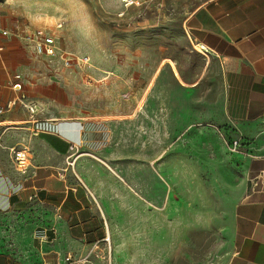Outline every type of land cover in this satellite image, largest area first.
Masks as SVG:
<instances>
[{"label":"rangeland","instance_id":"rangeland-1","mask_svg":"<svg viewBox=\"0 0 264 264\" xmlns=\"http://www.w3.org/2000/svg\"><path fill=\"white\" fill-rule=\"evenodd\" d=\"M132 1L0 3L6 16L26 28L35 24L56 36L64 52L89 58L88 65L72 68L47 62L54 90L67 94L69 106L56 117L106 118L116 155L144 159L147 152L149 158L146 168L126 161L113 174L120 180L148 178L155 193L164 179L163 197L145 202L142 216L132 211L111 218V238L91 254L92 264H227L236 251L230 216L247 184L233 140L215 120L224 96L220 67L195 49L184 27L206 0ZM162 144L158 175L153 148Z\"/></svg>","mask_w":264,"mask_h":264},{"label":"crops","instance_id":"crops-1","mask_svg":"<svg viewBox=\"0 0 264 264\" xmlns=\"http://www.w3.org/2000/svg\"><path fill=\"white\" fill-rule=\"evenodd\" d=\"M23 24L6 16L0 3V264H59L105 249L111 218L132 211L142 216L145 202L163 197L164 179L155 193L148 178L120 180L113 174L126 161L146 168L149 158L147 152L144 159L116 155L106 118L56 117L69 109L67 94L54 90L50 60L16 34L21 28L46 31ZM184 27L194 47L220 67L224 96L215 120L239 143L236 158L247 184L230 216L236 251L227 264H264V0H206ZM15 76L21 78L16 88ZM26 105H35L36 112ZM161 147L153 148L158 175ZM13 148L29 153L26 172L13 159Z\"/></svg>","mask_w":264,"mask_h":264},{"label":"built area","instance_id":"built-area-1","mask_svg":"<svg viewBox=\"0 0 264 264\" xmlns=\"http://www.w3.org/2000/svg\"><path fill=\"white\" fill-rule=\"evenodd\" d=\"M16 34L20 35L31 44L37 56L48 58L50 61H60L66 68H72L74 65L82 67L88 65L89 63L88 57L71 56L64 52L58 43L56 36L53 34L28 32L25 31V28L19 29ZM2 35L8 37L10 33L4 30L2 31ZM15 79L17 83L14 84V88L19 86V81L21 78L20 76H15ZM26 107L32 114L36 112L35 105H26ZM231 148H233L234 151H237L239 148V143L237 141L232 142ZM11 152L13 159L18 164L21 171L26 172L30 165L29 153L26 151V149L16 150L15 148H13ZM59 264H92L91 254H87L81 258L67 256L64 261Z\"/></svg>","mask_w":264,"mask_h":264},{"label":"bare ground","instance_id":"bare-ground-1","mask_svg":"<svg viewBox=\"0 0 264 264\" xmlns=\"http://www.w3.org/2000/svg\"><path fill=\"white\" fill-rule=\"evenodd\" d=\"M124 2L127 3V6H129V5H131V4L134 3L132 0H124ZM195 48H196L199 52L203 53V51H202L200 48H198V47H195Z\"/></svg>","mask_w":264,"mask_h":264}]
</instances>
